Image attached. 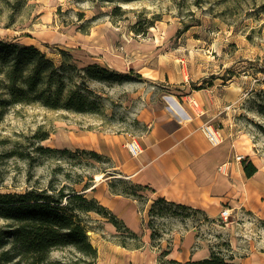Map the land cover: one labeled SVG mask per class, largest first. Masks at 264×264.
Here are the masks:
<instances>
[{
  "label": "rangeland",
  "instance_id": "374dc122",
  "mask_svg": "<svg viewBox=\"0 0 264 264\" xmlns=\"http://www.w3.org/2000/svg\"><path fill=\"white\" fill-rule=\"evenodd\" d=\"M0 38L36 45L96 101L84 112L27 101L0 109V192L65 184L100 203L106 180L112 192H134L141 208L151 199L150 207L158 196L114 168L98 137L131 142L158 118L186 113L239 144L241 159L264 161V0H0ZM89 64L139 76L87 79L79 69ZM148 217L146 244L144 231L124 233L103 213H83L94 264H174L168 243L199 221L209 253L228 259L250 245L264 250V218L250 211L212 219L160 204ZM240 219L234 233L223 228ZM76 255L65 246L50 259Z\"/></svg>",
  "mask_w": 264,
  "mask_h": 264
},
{
  "label": "crops",
  "instance_id": "0c3cea01",
  "mask_svg": "<svg viewBox=\"0 0 264 264\" xmlns=\"http://www.w3.org/2000/svg\"><path fill=\"white\" fill-rule=\"evenodd\" d=\"M181 116L184 119L165 117L149 124L143 135L133 139L141 147L138 153L131 151L130 137L121 135L105 140L98 137L99 151L106 152L113 159L114 168L119 172L148 187L151 197L163 196L168 201L191 206L212 219L219 217L223 207L230 208L231 212L234 210L235 215L240 210H245L263 219L264 161L256 163L252 158L258 170L253 175L246 176L242 159L236 158L238 151H243L239 144L229 140L227 134L218 142L212 143L204 130L202 119L199 121L193 116L191 119L187 118L190 117L187 113ZM101 189V196L98 198L100 203L122 219L130 230L144 231L147 244L150 238L147 221L151 199H147L141 208L134 195L112 192L106 180ZM241 223L244 224L242 219L229 220L223 228L234 233ZM198 228H202L201 221L168 243L170 259L198 260L209 255L207 239L199 236ZM230 243L233 250H239L235 236H231ZM119 247L129 251L125 247ZM243 251L234 253V262L264 264V250L250 245L249 250ZM147 264L155 263L151 260Z\"/></svg>",
  "mask_w": 264,
  "mask_h": 264
},
{
  "label": "trees",
  "instance_id": "16d2710c",
  "mask_svg": "<svg viewBox=\"0 0 264 264\" xmlns=\"http://www.w3.org/2000/svg\"><path fill=\"white\" fill-rule=\"evenodd\" d=\"M79 70H84L87 79L97 81H121L129 76H139L133 75V71L125 74L98 64H89ZM0 77V109L11 103L27 101L52 109L96 110L93 90L84 82L70 83L72 77L65 73L64 66H58L31 43L0 38ZM40 149L52 150L49 147ZM241 163L246 176L258 170L248 157ZM152 202L148 209L150 216L160 204L197 211L191 206L168 201L163 196ZM88 211L103 213L116 230L122 228L124 233H135L94 197H86L65 184L57 188L31 186L21 192H0V219L4 221L0 224V264H94L97 249L90 242L82 219V214ZM119 243L127 247L125 240ZM65 246L75 249V258L52 261V250ZM169 260L174 264H241L234 262L232 256L227 259L220 250L213 249L202 259Z\"/></svg>",
  "mask_w": 264,
  "mask_h": 264
},
{
  "label": "built area",
  "instance_id": "2783aa9c",
  "mask_svg": "<svg viewBox=\"0 0 264 264\" xmlns=\"http://www.w3.org/2000/svg\"><path fill=\"white\" fill-rule=\"evenodd\" d=\"M204 130L206 131V134L210 140V142L212 143H216L220 140V134L219 131L217 129H215L214 127H212L211 125H204ZM130 147H131V151L133 153H138L141 150V147L139 144H137V142L135 140L129 142ZM243 156L242 155H238L237 159H241ZM221 218L223 219H227L230 215H231V211L230 208L228 207H223L221 209V211L219 212Z\"/></svg>",
  "mask_w": 264,
  "mask_h": 264
}]
</instances>
